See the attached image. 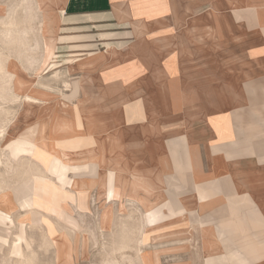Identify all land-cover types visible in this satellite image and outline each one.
Instances as JSON below:
<instances>
[{
    "label": "crops",
    "instance_id": "crops-1",
    "mask_svg": "<svg viewBox=\"0 0 264 264\" xmlns=\"http://www.w3.org/2000/svg\"><path fill=\"white\" fill-rule=\"evenodd\" d=\"M54 1L93 134L53 120L45 174H0V264H264L262 0Z\"/></svg>",
    "mask_w": 264,
    "mask_h": 264
},
{
    "label": "rangeland",
    "instance_id": "rangeland-1",
    "mask_svg": "<svg viewBox=\"0 0 264 264\" xmlns=\"http://www.w3.org/2000/svg\"><path fill=\"white\" fill-rule=\"evenodd\" d=\"M63 5L62 1L54 0H0V90L3 93L0 97V130L3 129L0 133V174H19L18 177L45 174L51 157L49 148H52L48 143L51 144V139L60 134L51 131L53 120L61 123V120L68 119V122L77 123L79 118L80 126L86 130V138L82 137L85 143L93 134V100H86L89 105L80 109L79 115H70V110L77 112L79 104L76 95L79 77L69 73L70 66L61 69L47 65L53 42L58 37L56 28ZM261 6L264 14V0ZM249 8L255 10L252 2L247 4V10ZM252 37L247 35L246 38ZM262 38L264 42V31ZM11 61L21 68V73H12ZM89 78L90 75L86 74L85 89L91 85ZM13 139L34 141L38 153L32 156L30 152L22 151L13 156L9 148ZM54 142L60 143L58 140ZM79 149L86 153L93 147L81 144ZM76 165H70V168L65 165L64 172L68 168L78 170L71 167ZM51 169L55 168L51 167L50 172ZM65 177L67 174H55L64 185L74 184V179ZM38 179L45 184L44 178ZM121 261L125 264V260Z\"/></svg>",
    "mask_w": 264,
    "mask_h": 264
},
{
    "label": "bare ground",
    "instance_id": "bare-ground-1",
    "mask_svg": "<svg viewBox=\"0 0 264 264\" xmlns=\"http://www.w3.org/2000/svg\"><path fill=\"white\" fill-rule=\"evenodd\" d=\"M12 7V6H11ZM12 10V9H11ZM13 11V10H12ZM3 22V21H2ZM10 23V22H9ZM14 23V22H13ZM16 26V25H15ZM76 28V27H75ZM19 30V29H18ZM21 31V30H20ZM25 31V30H24ZM62 36V35H61ZM93 36V35H92ZM17 42V41H15ZM69 53V52H68ZM5 58V57H4ZM10 68L12 69V73H21V68L18 67L17 68V65L14 61H11L10 63ZM1 70V69H0ZM57 70V69H56ZM0 97H3L2 96V90H0ZM6 94V93H5ZM28 99L29 96H27ZM215 100V99H214ZM208 103V102H207ZM214 104V103H213ZM1 127V126H0ZM3 129L0 130V133L2 132ZM28 141V140H27ZM37 145L34 143V141H32L31 143H28V142H25V141H22L20 139H13L10 143H9V148L11 150V153L13 156H16L19 152H22V151H28L31 153V155H35L36 153H38L36 150H37ZM30 156V155H29ZM1 162V161H0ZM59 164V163H58ZM58 171L60 173H64V170H65V165L63 164H60L58 165ZM27 167V166H26ZM15 168V167H14ZM23 176V175H22ZM63 176V175H61ZM134 187V186H133ZM137 188V187H136ZM135 189V188H134ZM143 189V188H142ZM132 195V194H131ZM109 197V196H108Z\"/></svg>",
    "mask_w": 264,
    "mask_h": 264
}]
</instances>
